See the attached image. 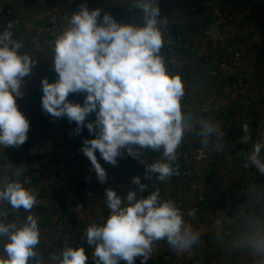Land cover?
Instances as JSON below:
<instances>
[{
  "label": "clouds",
  "instance_id": "clouds-1",
  "mask_svg": "<svg viewBox=\"0 0 264 264\" xmlns=\"http://www.w3.org/2000/svg\"><path fill=\"white\" fill-rule=\"evenodd\" d=\"M131 8L139 10V22H121L100 8L81 4L65 18V23L51 42L52 65L57 79H42L41 107L55 118L67 117L75 122L77 133L87 127L94 139H85L81 151L89 159L100 183L107 172L97 159L115 166L124 150L133 158L141 150L161 153V158L145 164L146 178L154 174L167 181L179 174L178 150L189 133H195L207 148H224V132L219 123L198 119L182 104L185 83L178 73L167 67L162 49L165 43L166 17H161L158 0H131ZM55 23V18H53ZM13 25L0 33V148H19L27 141L30 122L19 110L17 98L24 95L25 78L36 67L23 43L13 38ZM85 93L83 104L68 100L70 94ZM95 113V121L86 118ZM98 129V131H97ZM245 126V132H247ZM213 138H215L213 140ZM248 139L247 137L245 138ZM264 141H257L248 154V162L264 175ZM144 162V160H141ZM9 166L12 175L0 174V238L5 240L0 264H45L38 250L40 227L31 214L38 204V193L22 180L24 165ZM132 183L143 192L147 185L140 177ZM109 215L103 223H92L85 231L87 244L93 248L94 264H147L160 241L178 254L200 243L201 233L185 218L171 199H162L159 188L146 197L137 198L136 191L120 196L105 189ZM7 205L8 208H5ZM29 213L22 222L8 221L9 210ZM187 215L195 218L196 209ZM230 251L246 250L253 264H264V226H255L227 245ZM84 247L67 244L50 256L51 264H87Z\"/></svg>",
  "mask_w": 264,
  "mask_h": 264
},
{
  "label": "crops",
  "instance_id": "crops-1",
  "mask_svg": "<svg viewBox=\"0 0 264 264\" xmlns=\"http://www.w3.org/2000/svg\"><path fill=\"white\" fill-rule=\"evenodd\" d=\"M81 4H86L90 10L100 8L101 15L111 7H123L134 13L129 22H139V10L131 8V0H0V14L7 7L18 12V19L25 18L27 23H23L29 29L44 24L49 13L48 16L53 14L51 18L60 17L63 26L65 18L77 11ZM158 5L161 17L168 19L166 27H177L185 31L190 42L186 63L191 68L192 77L184 75L182 69L171 68L167 63L169 71L180 74L185 83V99L182 104L199 119L203 107L219 102L223 113L222 118H217V121L221 124L229 122L238 131L233 137H223L222 151H216L210 143L213 163L201 164L191 158L192 152L188 154L193 145H198L200 138L195 133L187 134L178 150V159L184 163L182 170L188 166L193 171V177L187 178L178 174L164 182L159 181L154 174L152 179L146 178L145 174V164L159 160V152L141 150L142 156L133 158L124 150L117 164L113 166L105 162L97 150V159L107 172L106 182L100 183L89 159L77 148H72L66 140V125L63 120L45 114L37 102L20 98V104L26 106L28 114L24 113L20 105L18 108L30 122L27 141L19 148H0V174L12 175L13 169L9 164L16 167L24 165L25 171L21 179L25 176L34 177L30 188L51 197L52 204L49 207L34 206L31 211V214L38 218V250L45 264H51V254L58 253L65 244L76 247L77 243L84 247L89 257L88 262L94 264L93 248L87 244L85 231L90 224L103 223L106 220L109 215L106 198L70 200L63 192L72 187L98 193H105V189L111 188L122 197L129 191H136L138 199L159 188L162 199L183 201L186 217L194 223L195 230L201 233L200 243L192 248L191 259L187 264H253V258L246 250L230 251L227 245L251 228L264 226V195L260 194L264 191V184L259 181L261 174L247 160L254 144L264 141V60L260 65L253 62L258 50L253 35L256 36L264 27L261 22V19L264 21V0H216V6L231 20L232 39L225 43L205 36L207 29L217 33H222L225 29L217 23L214 8L207 7L204 0H158ZM6 19L4 13L0 15V22ZM28 19H31L30 22ZM13 38L16 39L15 35ZM46 39L44 46L36 50L40 59L50 64L49 68L54 71L50 52L54 38ZM232 42L245 51L243 65L234 75L223 74V78L229 83L237 76L246 81V91L239 97H233L229 86L222 84L220 78L211 75L212 69L216 67V58L222 55ZM208 59L211 61H207ZM85 96V93L70 94L68 100L83 104ZM95 119V113H92L86 118V123L94 122ZM74 153L82 156L75 159ZM261 155L264 158V150ZM66 162L72 166L71 175L65 170ZM210 167H214L223 176L230 193L248 198L234 207L215 212L202 210L199 197L204 196L205 175ZM251 171L257 174L256 184L252 183L248 176L241 177L239 181L235 180L238 174L247 175ZM36 173L40 175L35 177ZM137 176L142 184L147 185L143 192L132 183L133 178ZM250 186L256 188L245 189ZM192 209H196L194 219L187 215ZM18 214L20 219L16 221L19 223L24 221L29 213L21 209ZM12 220L14 219H8ZM61 221L63 223H60ZM4 243L5 240L0 238V255H3ZM203 244L207 247L203 248ZM162 252L172 254V259L165 261L160 255ZM148 261L153 264H175L177 256L166 241H160L154 246Z\"/></svg>",
  "mask_w": 264,
  "mask_h": 264
},
{
  "label": "built area",
  "instance_id": "built-area-1",
  "mask_svg": "<svg viewBox=\"0 0 264 264\" xmlns=\"http://www.w3.org/2000/svg\"><path fill=\"white\" fill-rule=\"evenodd\" d=\"M204 3L207 7L214 8V14L215 18L217 20V23L222 26L225 31L222 33H217L212 29H207L205 31V36L209 39H212L219 43H225L231 38L230 35V28H231V20L229 16L219 7L216 6V0H204ZM54 18V16H52ZM52 18V19H53ZM56 18V17H55ZM55 19V23L51 22L48 23L46 26L47 31L54 30V27L58 25V22ZM53 21V20H52ZM261 22L264 26V21L261 19ZM256 42H260L261 45L257 46V49L260 51L264 50V27L262 30L259 31V33L255 36ZM165 40L171 41V43H165L164 48L162 49V54L166 58V62L168 65L177 70H183L184 75H188L189 77H192L191 68L187 66L186 63V55L185 52L189 50L188 44L190 43L188 39H185L184 35L182 34H173L169 27H166L165 30ZM244 50L240 47H233L231 46V43L228 44L226 51L218 56L216 58V67L212 69L211 75L214 78H220L221 83L224 85L229 86V89L231 90V95L233 97H239L240 94L244 93L246 91V81L240 77H235V80L232 83H229V81L226 78H223V74H227V76L234 75V72L237 71L239 67L242 66V60L244 56ZM207 61H211V59H208ZM185 99V97H184ZM183 99V100H184ZM223 113L222 106L219 102H214L212 105L203 107L201 116L199 119H210L214 123H216L217 118L219 116L221 117V114ZM217 123L221 125V128L224 132L223 137H225L228 133L229 128L231 127V123L227 122V124H221L218 120ZM215 138H213L214 140ZM191 158L196 163H205V162H212L213 163V155L210 150V146L207 148L203 147L200 144H198L195 148H193V151L191 153ZM177 165L180 164V160L178 159L175 162ZM65 170L67 173H70V167L69 165L65 164ZM40 174L36 173L35 177H38ZM179 176H185L187 178H191L193 176V171L187 166L184 170L179 171ZM33 178L32 176H25L23 180L27 181L26 186L30 187L33 184ZM38 193V204L37 207L41 208H47L52 204L51 197L47 196V194H44L41 191L35 190ZM65 196L70 200H83L87 198H105V193H98L94 191H84L82 189H78L75 187H72L71 189L65 190L63 192ZM199 199L202 201L204 199L203 195H200ZM177 206L183 211L185 220L191 224V226L195 229L194 223L186 217L185 210H184V203L181 199H176L174 201ZM5 208H8L6 205ZM9 210V216L7 219H14L19 220L20 215L18 213H12L10 209ZM60 223H63L62 221ZM81 243H77L76 247H81ZM207 245L203 244V248H206ZM191 253L192 249L178 254L175 252L177 256V261L175 264H187L191 259ZM161 257L167 261L172 259V254L167 252H162Z\"/></svg>",
  "mask_w": 264,
  "mask_h": 264
},
{
  "label": "trees",
  "instance_id": "trees-1",
  "mask_svg": "<svg viewBox=\"0 0 264 264\" xmlns=\"http://www.w3.org/2000/svg\"><path fill=\"white\" fill-rule=\"evenodd\" d=\"M91 1H95V0H91ZM2 12L4 13V16L7 19L5 21L0 22V24L3 25V28L2 27L0 28V33L6 30L9 24L13 25L11 30L13 33H16L15 26L19 20L18 19L19 13L14 12L12 9L8 7L4 9ZM107 12L112 14L118 21L124 23L131 21L134 16L133 11H130L123 7L114 6L111 7ZM21 24L24 25V23ZM170 30L173 34H182L184 35L185 39H188L185 31L180 30L177 27H171ZM22 43L24 44L23 48L21 49L22 52H26L30 56H32L34 53H35L34 55H37L39 53L36 49L33 50L32 47L26 48V44L30 43L28 39L24 40ZM186 54L187 52H185V55ZM263 60H264V50L263 51L257 50L256 57L253 59L254 64L260 65L263 62ZM44 78H47L49 82H53L58 77L55 70L51 71L49 66L39 58V60L37 59L36 67L32 70L31 76L25 78L24 95L22 97L24 101L32 100L34 102H37L41 106V98L43 96L41 81ZM201 116L203 115L200 114L199 118ZM219 118H222V114L221 117L219 116ZM61 119L63 120L62 121L63 124L66 125V130H65L66 140L68 141V143L72 148H77L79 152H82L81 148L83 146L84 140L94 139L95 133L90 134L86 126L83 127V129L79 133H77V125L75 122H69L67 117H63ZM237 131L238 129L236 130L235 127L231 126L226 136L233 137L236 135ZM81 156L82 155L79 153L73 154V157L75 159L76 158L78 159ZM180 162L181 163L178 164L179 171L184 168V163L182 161ZM174 166H177V164L175 163ZM69 167L71 171L72 166L69 165ZM259 181L264 184V175H260ZM260 194L264 195V191ZM247 198L248 197L246 196H239V195H235V193H230L229 189L226 187V183L223 176L218 171H216L214 167H210V169L207 171V174L205 175L204 199L200 202L201 203L200 206L202 210H210L215 212L217 210L225 209L228 207H234L240 204L241 202H243ZM119 264H126V262L120 261ZM135 264H141V259L137 258L135 260ZM147 264H153V263L147 261Z\"/></svg>",
  "mask_w": 264,
  "mask_h": 264
},
{
  "label": "rangeland",
  "instance_id": "rangeland-1",
  "mask_svg": "<svg viewBox=\"0 0 264 264\" xmlns=\"http://www.w3.org/2000/svg\"><path fill=\"white\" fill-rule=\"evenodd\" d=\"M2 13V12H1ZM52 13V12H51ZM55 13V12H54ZM49 14V13H48ZM48 14L46 15V18H45V21H44V24H41V25H36L35 27L33 26V27H30L29 29L28 28H26L25 27V25H22L21 23H23V22H26L25 20V18H21V19H19L18 20V22H17V24H16V26H15V28H16V33H14V35H15V37H16V40H18V41H21V42H23L24 40H26V39H28L29 41H30V43L29 44H26V48H30V47H32L33 48V50H35L36 48H38V47H41V46H44V40L47 38V37H50V38H55V36H56V34H57V32L60 30V27H62V24L60 23V17H56L55 19H57L56 21L58 22V25L57 26H55L54 27V30H52V31H47L46 30V26H47V24L48 23H51V22H53L52 20V18H51V15H53V14H50L49 16H48ZM56 14V13H55ZM54 14V15H55ZM0 15H2V14H0ZM29 20V22H30V20L31 19H28ZM62 22V21H61ZM27 23V22H26ZM3 28V25H1L0 24V28ZM24 27H25V30H24ZM23 30V31H22ZM12 31V30H11ZM25 33V34H24ZM254 37H255V35H253ZM253 37V39H254V43L256 44V46H260L261 45V43L260 42H256V39ZM231 39H232V37H231ZM47 40H49V39H46V41ZM33 44V45H32ZM34 44H36L35 46H34ZM24 45V44H23ZM231 46H233V47H239V46H237V45H235V42L233 43H231ZM47 47V46H46ZM48 49V48H47ZM244 50V49H243ZM50 52H51V50H50ZM49 52V53H50ZM244 53H245V51H244ZM35 54V53H34ZM32 55L31 57L33 58V59H35V60H39V58H40V56L37 54V55ZM51 55H52V53H51ZM42 61H43V59H42ZM45 62V61H44ZM50 62V61H49ZM47 65H48V63L47 62H45ZM243 63V62H242ZM50 65V64H49ZM48 65V66H49ZM243 65V64H242ZM19 102L17 103V105L19 106H21V107H23V111H24V113H27L28 111H27V109H26V106L24 105V106H22L21 104H20V102H22V100L21 99H19L18 100ZM28 114V113H27ZM223 140H224V138H223ZM199 141H200V139H199ZM198 144H200V142L198 143ZM197 145H193L192 147H191V149H189V152H188V154L190 155V153L193 151V148H195ZM209 146H211L210 144H209ZM34 152H35V150H34ZM65 162V161H64ZM66 164L67 165H70L68 162H66ZM236 165H238V164H236ZM72 168H71V171H70V173H68L69 175H71L72 174ZM243 174V173H242ZM242 174H238L236 177H235V180L236 181H239V179H241V177H243V176H248V178L252 181V183H254V184H256L257 182V174H255V172H250V174L248 173L247 175H242ZM251 176V177H250ZM193 177V176H192ZM72 178V177H71ZM70 178V179H71ZM255 187V186H254ZM254 187H252V186H250V187H246L245 189H247L248 190V188L251 190V189H253ZM256 188V187H255ZM87 264H90L89 262L87 263Z\"/></svg>",
  "mask_w": 264,
  "mask_h": 264
}]
</instances>
